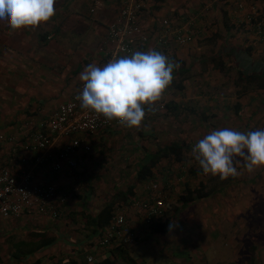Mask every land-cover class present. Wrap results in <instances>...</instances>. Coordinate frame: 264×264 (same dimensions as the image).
Instances as JSON below:
<instances>
[{
	"label": "crops",
	"instance_id": "0c3cea01",
	"mask_svg": "<svg viewBox=\"0 0 264 264\" xmlns=\"http://www.w3.org/2000/svg\"><path fill=\"white\" fill-rule=\"evenodd\" d=\"M120 2L56 0L55 15L49 22L17 31L0 20V135L14 139L13 143L0 142V170L16 175L27 168L28 164H21L19 159L29 161L31 154L19 148L30 139L33 125L72 99L82 83L80 73L89 63L102 65L106 29L118 18ZM238 4L242 10H237ZM251 8L263 16L264 0H143L135 17L148 39L142 49L159 51L178 65L171 85L156 105L145 106V119L139 128L124 125L79 134L81 146L89 151H77L74 170L63 165L54 170L51 161L33 170V184L54 187L50 205L59 209V215L53 217L48 209L33 208L17 216L0 217V264H84L86 257L96 262L109 255L112 260L116 251L97 245L99 228L92 222L104 206L118 203L116 207L123 209L126 222L141 237L160 236L170 222L144 228L142 213L131 205L147 200L149 182L158 184L171 205V193L183 187L201 186L205 194L201 199H205L209 187L233 180L205 175L192 156V147L213 130L229 128L247 133L263 123L264 89L233 83L237 63L244 57L251 61L250 69L264 65V33L257 36L243 23ZM186 32L190 40L178 45L175 37ZM159 38L166 44L158 43ZM250 124L253 126L249 128ZM67 141L60 138L52 153ZM170 146L182 149L183 159L177 163L161 157L152 176L139 179L138 170ZM236 159L239 173L246 162ZM180 174L182 181L176 183ZM247 196L234 198L239 202L237 212L244 209L241 203L247 204ZM60 198H64L62 203ZM183 207L167 213L173 218ZM226 209L218 212L214 206L201 217L228 220L234 210ZM192 219L198 217L192 215ZM210 229L209 221L203 225L198 220L187 228L192 234H212ZM200 242L204 247L155 249L172 255V264L175 255L178 264H227L214 261L216 251L208 247V239ZM227 248L232 251L229 264L250 263L253 247H223L224 251ZM243 252L245 256L238 254ZM122 254L127 257V251Z\"/></svg>",
	"mask_w": 264,
	"mask_h": 264
},
{
	"label": "built area",
	"instance_id": "2783aa9c",
	"mask_svg": "<svg viewBox=\"0 0 264 264\" xmlns=\"http://www.w3.org/2000/svg\"><path fill=\"white\" fill-rule=\"evenodd\" d=\"M216 1L220 0H211V2ZM142 7L143 0H121L118 18L109 23L106 29L101 67L114 57L129 56L136 51L145 52L142 47L145 46L148 39L135 23L136 14ZM237 10H242V4L237 5ZM243 23L257 36L264 33V20L255 8L248 11L244 16ZM189 40V32L175 37V42L178 45H185ZM157 41L162 45L166 44L165 39L159 38ZM82 88L83 84L80 83L77 93L70 101L59 105L45 121L36 122L33 125L30 139L19 148L21 152L31 154L29 161L24 157L19 159L21 164H28L27 168L22 169L16 175L10 174L5 169L0 170L1 218L17 216L23 210L33 208L48 209L53 217L58 216L59 209L51 206L55 196L54 187L51 184L43 186L33 184V170L50 161L54 170H57L61 165L69 170H74L76 167L74 155L77 151L80 149L84 152L89 151L87 146H81L78 139L79 134L124 126L116 120H107L102 115L83 109L80 101L76 100V96L80 94ZM60 138H68V141L58 151L52 153V147ZM0 142L13 143L14 139L12 137L4 138L0 135ZM11 151L14 152V150ZM181 181V176L175 178L176 183ZM147 189L149 192L147 200L131 203L133 209L142 213L141 222L144 228L152 226L165 212L164 195L161 194L158 184L149 182ZM63 201L64 198H60L59 203ZM140 240L139 232L131 229L126 222L123 209L115 206L106 228L97 237L96 243L99 247H129ZM85 262L90 264L94 261L89 256L86 257Z\"/></svg>",
	"mask_w": 264,
	"mask_h": 264
},
{
	"label": "clouds",
	"instance_id": "9594fccd",
	"mask_svg": "<svg viewBox=\"0 0 264 264\" xmlns=\"http://www.w3.org/2000/svg\"><path fill=\"white\" fill-rule=\"evenodd\" d=\"M55 2L0 0V20H6L13 31L36 28L54 17ZM177 67L154 49L114 57L102 67L89 63L80 73L83 88L76 100L83 109L107 120L139 128L145 119V106H154L161 100ZM192 156L205 175L221 180L237 175L236 158H242L247 169L253 171L264 167V131L213 130L192 147Z\"/></svg>",
	"mask_w": 264,
	"mask_h": 264
},
{
	"label": "rangeland",
	"instance_id": "374dc122",
	"mask_svg": "<svg viewBox=\"0 0 264 264\" xmlns=\"http://www.w3.org/2000/svg\"><path fill=\"white\" fill-rule=\"evenodd\" d=\"M262 122L259 129L256 127L253 131H264V120ZM252 126L250 124L249 128ZM226 183L227 185L220 187H209L205 199L194 200L176 213L171 229L169 224L160 236L141 237L139 242L127 247L128 258L117 253L111 258L112 264H172L170 260H173V256L170 257L165 250H157L155 247H204L200 242L202 239H208V247H214L216 263L229 264L232 251L228 248L224 251L223 247H253L249 254V264H264V167L249 171L244 164L241 172ZM240 194L248 196L245 197L247 204L241 203L244 209L239 213L236 211L239 202H235L234 198ZM214 206L218 212L233 208L234 213L223 221L201 217V213ZM243 211L246 213L242 214ZM192 215L198 217V222L203 225L209 221L212 234L189 232L187 228L194 226L197 221L192 219ZM238 254L246 255L244 252ZM174 258V264H178L176 255Z\"/></svg>",
	"mask_w": 264,
	"mask_h": 264
},
{
	"label": "trees",
	"instance_id": "16d2710c",
	"mask_svg": "<svg viewBox=\"0 0 264 264\" xmlns=\"http://www.w3.org/2000/svg\"><path fill=\"white\" fill-rule=\"evenodd\" d=\"M264 20V15L262 16ZM244 51V50H243ZM248 57V55H247ZM245 59L243 61H239L237 63V68L234 72L233 76V83L235 85H238L240 82L246 83L250 86V88H258V89H264V65L258 64L256 70L254 68H248L249 62L251 61L244 57ZM161 157H168L176 161L177 163L183 159V150L174 146L166 147L165 149H162L158 154L153 156L149 162L141 167L137 174L138 178H150L152 176V169L155 167L157 161ZM181 176V174H180ZM179 176V177H180ZM164 189L168 190L169 188L167 186H164ZM174 197L173 203L170 205L168 204V200L166 199V195H164V205H165V212L163 216L157 220L154 225H161V224H168L172 221V215H169L167 211L169 212V209L176 210L177 208H180L182 206H185L189 203H191L194 200L201 199L205 196L204 193H202V187L199 186L196 189H189L188 187H183L180 191L176 193H171ZM118 203L113 202L106 206H104L98 213L95 219L92 220V222L99 228L97 231V236H100L102 234V231L106 228V225L110 219L111 212L113 211V208L117 206ZM180 210V209H179ZM100 230V231H99ZM159 232V231H158ZM128 246H114L112 250L116 251L118 254H122L126 252ZM102 248H110V247H102ZM111 250V249H110ZM112 260H110V255L107 258H102L100 260H97L96 262H92L90 264H111ZM88 264V263H84Z\"/></svg>",
	"mask_w": 264,
	"mask_h": 264
}]
</instances>
